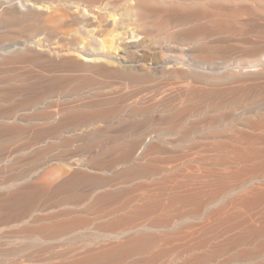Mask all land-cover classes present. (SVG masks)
<instances>
[{
	"label": "bare ground",
	"instance_id": "1",
	"mask_svg": "<svg viewBox=\"0 0 264 264\" xmlns=\"http://www.w3.org/2000/svg\"><path fill=\"white\" fill-rule=\"evenodd\" d=\"M0 264H264V0H0Z\"/></svg>",
	"mask_w": 264,
	"mask_h": 264
}]
</instances>
